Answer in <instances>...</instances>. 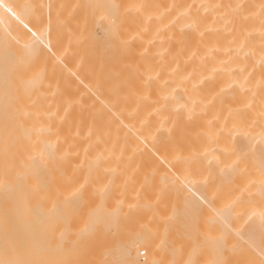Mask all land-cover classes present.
I'll return each instance as SVG.
<instances>
[{"label": "bare ground", "instance_id": "bare-ground-1", "mask_svg": "<svg viewBox=\"0 0 264 264\" xmlns=\"http://www.w3.org/2000/svg\"><path fill=\"white\" fill-rule=\"evenodd\" d=\"M0 3V260L264 264V0Z\"/></svg>", "mask_w": 264, "mask_h": 264}, {"label": "snow or ice", "instance_id": "snow-or-ice-1", "mask_svg": "<svg viewBox=\"0 0 264 264\" xmlns=\"http://www.w3.org/2000/svg\"><path fill=\"white\" fill-rule=\"evenodd\" d=\"M15 5L12 4H3L0 3V9H3L4 12L6 14H10L13 17H16L17 19H19L16 11H15ZM29 31H31V29H29ZM36 34L33 33V36H35ZM5 55H7V53H5ZM198 211V209H196L195 207H193V213L196 214ZM0 264H46V262L43 261H33V260H0Z\"/></svg>", "mask_w": 264, "mask_h": 264}, {"label": "rangeland", "instance_id": "rangeland-1", "mask_svg": "<svg viewBox=\"0 0 264 264\" xmlns=\"http://www.w3.org/2000/svg\"><path fill=\"white\" fill-rule=\"evenodd\" d=\"M143 254V253H142ZM144 255V254H143Z\"/></svg>", "mask_w": 264, "mask_h": 264}]
</instances>
